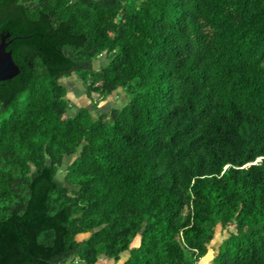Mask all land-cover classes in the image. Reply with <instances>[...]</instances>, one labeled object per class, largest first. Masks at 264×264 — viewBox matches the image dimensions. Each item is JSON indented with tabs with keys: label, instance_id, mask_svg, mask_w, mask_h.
Returning <instances> with one entry per match:
<instances>
[{
	"label": "trees",
	"instance_id": "trees-1",
	"mask_svg": "<svg viewBox=\"0 0 264 264\" xmlns=\"http://www.w3.org/2000/svg\"><path fill=\"white\" fill-rule=\"evenodd\" d=\"M8 33L0 264H197L220 225L210 264H264V0H0Z\"/></svg>",
	"mask_w": 264,
	"mask_h": 264
},
{
	"label": "rangeland",
	"instance_id": "rangeland-1",
	"mask_svg": "<svg viewBox=\"0 0 264 264\" xmlns=\"http://www.w3.org/2000/svg\"><path fill=\"white\" fill-rule=\"evenodd\" d=\"M108 57L107 54H103L100 56L96 61H95V66L98 68L101 65H104L105 63L108 62ZM66 84H68V89H69V97L71 98L72 102L74 103L72 110L75 111L77 108L81 106H89L92 109V113L95 117L99 116L100 112H110L113 107H119L122 106L125 101H127L128 97L126 96V93L122 90L119 89L117 92L113 93L110 95L106 100H101L99 96H94L93 98L96 97L97 102L99 103L98 109L94 108V105L91 101V98L87 95L86 89L82 81L78 77H72L69 80H65ZM64 171L61 170V177L63 176ZM234 226H231V229H233ZM86 235H81L80 238L84 237ZM228 236V232L224 230L221 225L217 227L216 233L214 235V238L212 239V242L210 243V253L212 256L215 255V249L220 246L222 243L223 239ZM139 237H137L133 241V246L139 245ZM129 256V252H125L122 255V258L118 261L116 260H110L108 263L110 264H121L123 260L127 259ZM212 256H204L201 258L197 264H210V261L212 259Z\"/></svg>",
	"mask_w": 264,
	"mask_h": 264
},
{
	"label": "water",
	"instance_id": "water-1",
	"mask_svg": "<svg viewBox=\"0 0 264 264\" xmlns=\"http://www.w3.org/2000/svg\"><path fill=\"white\" fill-rule=\"evenodd\" d=\"M9 36L10 33L4 35L0 43V82L18 75L21 71L13 58L12 51L8 50L11 42L7 41Z\"/></svg>",
	"mask_w": 264,
	"mask_h": 264
},
{
	"label": "crops",
	"instance_id": "crops-1",
	"mask_svg": "<svg viewBox=\"0 0 264 264\" xmlns=\"http://www.w3.org/2000/svg\"><path fill=\"white\" fill-rule=\"evenodd\" d=\"M111 259H108V258H103L101 259L97 264H109L108 262L110 261ZM113 260V259H112ZM126 260V259H125ZM80 264H83V263H80ZM111 264V263H110ZM123 264V263H121Z\"/></svg>",
	"mask_w": 264,
	"mask_h": 264
}]
</instances>
